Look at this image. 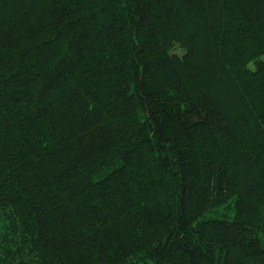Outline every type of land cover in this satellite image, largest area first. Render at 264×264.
Here are the masks:
<instances>
[{
    "label": "trees",
    "instance_id": "16d2710c",
    "mask_svg": "<svg viewBox=\"0 0 264 264\" xmlns=\"http://www.w3.org/2000/svg\"><path fill=\"white\" fill-rule=\"evenodd\" d=\"M0 264H264V0H0Z\"/></svg>",
    "mask_w": 264,
    "mask_h": 264
}]
</instances>
